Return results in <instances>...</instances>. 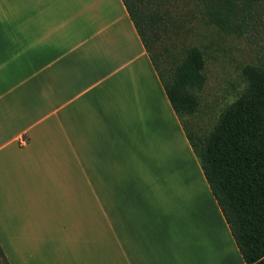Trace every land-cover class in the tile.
I'll use <instances>...</instances> for the list:
<instances>
[{
	"label": "crops",
	"instance_id": "1",
	"mask_svg": "<svg viewBox=\"0 0 264 264\" xmlns=\"http://www.w3.org/2000/svg\"><path fill=\"white\" fill-rule=\"evenodd\" d=\"M0 24V247L10 264L13 249L20 264H246L122 0H0ZM139 145L153 147L145 154L166 177L180 168L167 145L189 155L207 195L192 209L205 241L171 236L173 191L141 188L144 152L128 157Z\"/></svg>",
	"mask_w": 264,
	"mask_h": 264
},
{
	"label": "trees",
	"instance_id": "2",
	"mask_svg": "<svg viewBox=\"0 0 264 264\" xmlns=\"http://www.w3.org/2000/svg\"><path fill=\"white\" fill-rule=\"evenodd\" d=\"M230 10L231 0H222ZM134 28L162 84L166 97L182 122L183 115L199 109L194 91L205 84L203 52L189 47L174 64L162 63L151 55L154 24L164 18L159 0H122ZM211 22L223 26L228 17L219 10ZM247 85L241 95L219 115L204 136L187 132L203 176L220 208L246 264H264V69L247 64L242 68ZM0 264H10L0 247Z\"/></svg>",
	"mask_w": 264,
	"mask_h": 264
},
{
	"label": "rangeland",
	"instance_id": "3",
	"mask_svg": "<svg viewBox=\"0 0 264 264\" xmlns=\"http://www.w3.org/2000/svg\"><path fill=\"white\" fill-rule=\"evenodd\" d=\"M159 1L160 14L165 17L154 24L156 35L151 49L158 67L164 62H179L189 47L196 46L204 54L205 84L201 90L194 91L199 98V109L194 114L182 116L187 132L196 137L204 136L213 128L221 112L245 90L247 82L241 74L242 68L251 64L264 69V0H231L233 7L230 10L222 0ZM213 10H219L228 17L225 25L219 26L210 21ZM0 42L3 44V40ZM134 149L139 150L128 152L130 160L138 159L139 151L144 152L140 157L144 160L143 166L137 168L141 188L150 190L155 186L157 193L173 191V208L179 212L180 223L172 225L171 236L174 239L205 241L207 237L203 232L206 227L193 220L192 209L202 211L207 195L204 196L199 189L200 178L196 176L195 168L187 164L189 155L167 145L164 152L170 153L171 165L179 164L180 168L166 177L162 171L156 173V161L145 154L153 147L139 145ZM162 173L165 175L162 176ZM76 186L77 180H73L71 187L75 189ZM196 187L198 193L194 191ZM92 200L93 207H100L97 199ZM204 212L210 222L207 209ZM76 233L83 237V232ZM92 233L100 232L92 230ZM13 253L20 264L19 250L13 249Z\"/></svg>",
	"mask_w": 264,
	"mask_h": 264
}]
</instances>
